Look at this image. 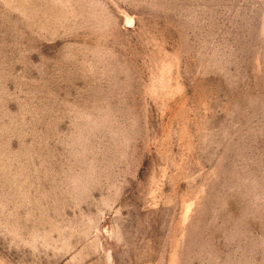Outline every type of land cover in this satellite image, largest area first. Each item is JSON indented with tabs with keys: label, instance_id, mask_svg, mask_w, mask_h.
Returning <instances> with one entry per match:
<instances>
[{
	"label": "rangeland",
	"instance_id": "1",
	"mask_svg": "<svg viewBox=\"0 0 264 264\" xmlns=\"http://www.w3.org/2000/svg\"><path fill=\"white\" fill-rule=\"evenodd\" d=\"M0 264H264V0H0Z\"/></svg>",
	"mask_w": 264,
	"mask_h": 264
}]
</instances>
